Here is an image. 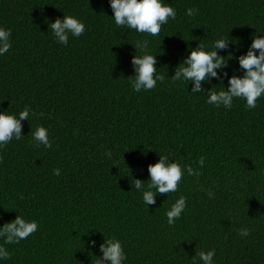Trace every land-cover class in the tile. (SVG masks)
Listing matches in <instances>:
<instances>
[{
    "label": "trees",
    "instance_id": "16d2710c",
    "mask_svg": "<svg viewBox=\"0 0 264 264\" xmlns=\"http://www.w3.org/2000/svg\"><path fill=\"white\" fill-rule=\"evenodd\" d=\"M163 2L176 19L151 36L118 27L110 0H0V27L11 29L0 55V112L19 118L30 108L22 139L0 146V226L19 214L38 222L18 244L0 237L11 253L0 264H96L113 237L123 264H203L193 257L211 249L213 264H264V94L254 109L243 98L231 108L207 102L212 87L226 90L228 78L244 75L238 57L264 36V0ZM188 8L198 11L188 16ZM65 15L86 26L67 45L50 28ZM225 37L229 48L218 51L232 56L217 72L228 77L203 81L200 93L191 92L194 81L173 83L201 40L210 49ZM143 40L165 79L135 92L132 59L143 53L134 44ZM38 126L51 148L37 146ZM161 155L201 175L183 167L178 190L148 206L135 179L146 188ZM182 195L187 207L169 225L166 212ZM244 228L250 235L239 234Z\"/></svg>",
    "mask_w": 264,
    "mask_h": 264
},
{
    "label": "clouds",
    "instance_id": "9594fccd",
    "mask_svg": "<svg viewBox=\"0 0 264 264\" xmlns=\"http://www.w3.org/2000/svg\"><path fill=\"white\" fill-rule=\"evenodd\" d=\"M110 6L114 12V21L118 27H127L134 29L139 33H146L151 36H158L162 25L167 24L169 18L175 20L177 13L173 6L165 4L163 0H110ZM198 9L188 8L186 15L194 16ZM50 28L61 44L67 45L69 34L80 37L85 32V24L74 15H65L63 18H57L51 22ZM11 29L0 27V55L8 52L11 47L10 42ZM229 37L217 39L209 49L204 41L191 49L188 55L176 68L175 75L171 76L173 83L177 81H194L192 93L204 92L203 81H210L216 77L218 80L228 77L227 71L220 76L217 69H226L228 67V58L221 55L219 49L229 48ZM148 40L137 41L134 45L143 55H134L132 64L135 68V75L131 76V86L135 92L141 90H151L156 87L157 81L163 82L164 74H157V55L149 52ZM257 51L259 54L257 55ZM230 54V53H229ZM232 54V53H231ZM240 68L244 70V75H232L228 78L226 90L216 91L213 87L208 90V103L216 107L223 105L225 108H231L234 98H243L246 100V107L254 109L257 106V100L264 94V36H254L246 54L238 57ZM30 108L26 106L20 113L19 118L15 114H9L6 111L0 112V146H6L15 138L22 139L21 121L29 117ZM33 139L46 148H51L52 143L48 138V130L44 126H38L33 133ZM199 164L202 167L204 157H200ZM187 168L188 175L199 176L201 173L194 170L191 165L183 166ZM183 167L179 161H172L168 155H161L158 162L150 164L148 171L150 173L149 183L145 188L142 180L135 179L134 187L143 192V201L145 204L152 205L156 203V194H169L178 190L180 181L183 178ZM55 175L60 174V169L54 170ZM155 190V191H153ZM211 195V193L209 194ZM187 207V198L180 196L166 212L169 225H173L181 217L182 212ZM38 230L36 220L28 221L19 214L11 222L0 226V237L4 238L5 244L19 243L28 238ZM241 236L250 235L247 228L241 229ZM94 246L96 241L92 240ZM103 253L102 257L96 260V264H123L127 259L122 242L118 238H106L100 245ZM216 255L215 249L207 252L199 251L193 259L199 258L203 264H213V257ZM11 253L0 245V259H9Z\"/></svg>",
    "mask_w": 264,
    "mask_h": 264
}]
</instances>
